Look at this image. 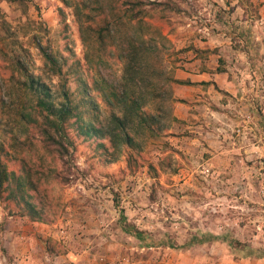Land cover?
Here are the masks:
<instances>
[{
  "label": "rangeland",
  "instance_id": "rangeland-1",
  "mask_svg": "<svg viewBox=\"0 0 264 264\" xmlns=\"http://www.w3.org/2000/svg\"><path fill=\"white\" fill-rule=\"evenodd\" d=\"M104 1L106 15L96 0L82 11L83 0H0V143L26 137L10 133L17 107L31 104L24 72L63 99L44 51L63 64L80 115L67 127L70 156L43 163L60 208L52 221L0 195V264H264V0H133L140 19L126 15L131 0ZM130 38L147 41L154 82L207 71L233 85L158 88L144 110L167 105L171 117L113 159L109 138L81 133L80 123L100 128L121 115L105 92L120 82ZM31 135L40 137L36 127Z\"/></svg>",
  "mask_w": 264,
  "mask_h": 264
},
{
  "label": "trees",
  "instance_id": "trees-1",
  "mask_svg": "<svg viewBox=\"0 0 264 264\" xmlns=\"http://www.w3.org/2000/svg\"><path fill=\"white\" fill-rule=\"evenodd\" d=\"M83 1L79 5L81 11L89 8L88 2H94V0ZM131 1V8L125 10L126 15L131 19H140L141 10L134 2L141 0ZM105 2L96 0L97 6H94V9L90 8L97 10L101 15H106L108 6ZM113 8L110 7V11ZM87 15H90L89 12ZM109 25L105 28L108 32L111 28ZM100 33H103L102 29ZM146 42L139 38L125 39L122 46L125 61L123 75L118 84H114L105 92L108 101L119 106L121 115L113 113L109 121L100 128L91 123H80L81 133L98 137L104 135L109 138L113 150L109 151L110 149L107 148V151L111 153L113 159L118 158L124 145L137 146L138 134L159 135L166 119L171 117L167 105L165 108L159 105L158 113L144 110L150 102V96H159L153 93L155 90L158 88L164 90L168 82L187 85L196 83L190 79L181 80L173 77H166L165 81L159 78L158 82H154L153 80L158 77L149 60L150 47L146 45ZM44 55L51 74L64 80L61 93L63 99L56 100L50 86L40 80V77L24 72L25 79L20 80V88L25 91V94L30 92L31 104L26 107H17L16 130L12 129L10 133H17L20 130V133L25 134L26 137L22 143H18L19 139L13 137L10 149L0 143V195L8 200L16 201L22 215H28L32 220L48 222L52 221V217L58 214L60 208L48 189L51 174L49 175L50 171L45 169L43 163H45L46 155H53L62 160L70 156L75 142L67 131V127L70 120L76 116H79L77 121H80V115L76 112V106L67 87V80L64 79L63 64L52 52L44 51ZM139 86L144 87L146 92L140 91L137 96ZM166 99L168 101L170 96ZM31 127L38 129L40 137L29 136ZM28 143L29 145L26 146ZM12 160L20 163L19 172L10 166L9 162Z\"/></svg>",
  "mask_w": 264,
  "mask_h": 264
},
{
  "label": "crops",
  "instance_id": "crops-1",
  "mask_svg": "<svg viewBox=\"0 0 264 264\" xmlns=\"http://www.w3.org/2000/svg\"><path fill=\"white\" fill-rule=\"evenodd\" d=\"M201 76H202V78H201ZM177 77L189 78L193 82L212 81V79H214V81H218V79L220 78V79H222V81L220 80L222 86L225 87L226 89H230L233 85V81L229 80L227 77L225 78L224 73H219V72L212 73V72L203 71V73L201 75V74L193 73L191 71H187V72L179 71V72H177ZM237 92H238V90H237ZM181 117H184V116H181ZM17 241H18V244L22 243L19 238H17Z\"/></svg>",
  "mask_w": 264,
  "mask_h": 264
}]
</instances>
